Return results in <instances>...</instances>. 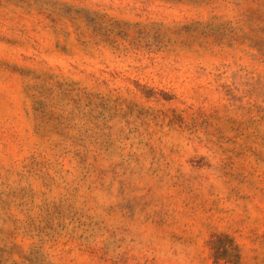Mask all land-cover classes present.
Returning <instances> with one entry per match:
<instances>
[{
  "label": "rangeland",
  "instance_id": "obj_1",
  "mask_svg": "<svg viewBox=\"0 0 264 264\" xmlns=\"http://www.w3.org/2000/svg\"><path fill=\"white\" fill-rule=\"evenodd\" d=\"M0 264H264V0H0Z\"/></svg>",
  "mask_w": 264,
  "mask_h": 264
}]
</instances>
